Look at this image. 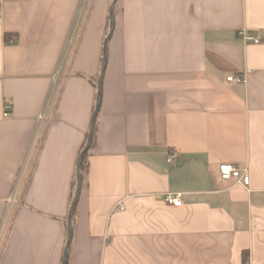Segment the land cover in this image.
<instances>
[{"label":"crops","instance_id":"crops-1","mask_svg":"<svg viewBox=\"0 0 264 264\" xmlns=\"http://www.w3.org/2000/svg\"><path fill=\"white\" fill-rule=\"evenodd\" d=\"M111 2L0 0V264H63ZM113 20L67 264H264V0H116Z\"/></svg>","mask_w":264,"mask_h":264},{"label":"built area","instance_id":"built-area-1","mask_svg":"<svg viewBox=\"0 0 264 264\" xmlns=\"http://www.w3.org/2000/svg\"><path fill=\"white\" fill-rule=\"evenodd\" d=\"M83 2L86 0H82ZM240 35L242 36V38L244 39V41H251L254 43H259L260 42V36L258 34H254V35H248L244 30L240 31ZM227 81H241V78L238 76H233L230 75L228 77H226ZM6 115V113H5ZM44 116V113H41V115L39 116L40 119H42ZM175 154H171L168 158V161H173ZM218 173H219V177L221 179H225V180H229L232 179L234 181H236L237 183H241L242 185H248L249 183V174H248V170L247 168L243 167H237L234 166L230 163H221L218 166ZM164 201L168 204V205H172V206H180L182 201H181V193L180 192H176V193H167L164 196Z\"/></svg>","mask_w":264,"mask_h":264},{"label":"water","instance_id":"water-1","mask_svg":"<svg viewBox=\"0 0 264 264\" xmlns=\"http://www.w3.org/2000/svg\"><path fill=\"white\" fill-rule=\"evenodd\" d=\"M115 1L116 0H112L111 2V5H110V8H109V13H110V23H111V28H110V31L105 39V48H104V55H105V59H104V64L102 66V69H101V73L99 75V78H98V88H97V92H98V95L99 97L101 98V93H102V80H103V74H104V71H105V66H106V44H107V41L108 39L110 38L111 36V33H112V30H113V27H114V20H113V7H114V4H115ZM101 99L98 100L97 104H96V107L94 109V112H93V117H92V120H91V124H90V128H89V132H88V140L86 142V145L85 147L83 148V150L81 151L80 155H79V160L77 162V184H76V191H75V194H74V197H73V200H72V204H71V207H70V210H69V215H68V238H67V243H66V246H65V249H64V256H63V264H67V250H68V245L71 241V237H72V227H71V217H72V214L75 210V207L77 205V202H78V199H79V195H80V191H81V184H82V180H81V175H80V165H79V161H80V158L86 154V152L88 151V149L90 148L91 146V143H92V140H93V123L96 119V116H97V113H98V110L100 108V101Z\"/></svg>","mask_w":264,"mask_h":264},{"label":"trees","instance_id":"trees-1","mask_svg":"<svg viewBox=\"0 0 264 264\" xmlns=\"http://www.w3.org/2000/svg\"><path fill=\"white\" fill-rule=\"evenodd\" d=\"M109 21H110V18H109ZM104 59H105V55H104V58H103V64H104ZM92 82H93V85L95 86V88L97 89L98 88V81L97 79L96 80H92L90 79ZM96 97H97V102L98 100L100 99L99 95H98V92H96ZM97 104V103H96ZM96 120V119H95ZM96 122L94 121L93 123V140H92V143H91V146L90 148L88 149V151L86 152L85 155H83L81 158H80V161H79V165H80V175H81V180L84 178V174L87 170V167H88V154H89V151L92 149V147L94 146V143H95V124ZM88 140V136H87V139L85 140V142L83 143V148L85 147L86 145V142ZM79 160V159H78ZM76 183H77V179H75L73 181V188L76 186ZM73 215V214H72Z\"/></svg>","mask_w":264,"mask_h":264}]
</instances>
